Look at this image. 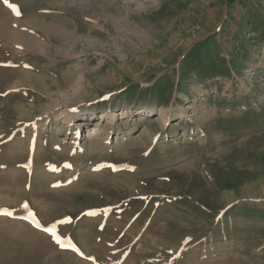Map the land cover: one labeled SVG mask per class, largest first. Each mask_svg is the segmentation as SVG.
<instances>
[{
    "label": "rangeland",
    "instance_id": "1",
    "mask_svg": "<svg viewBox=\"0 0 264 264\" xmlns=\"http://www.w3.org/2000/svg\"><path fill=\"white\" fill-rule=\"evenodd\" d=\"M0 29V219L64 244L0 223V264H264V0H0Z\"/></svg>",
    "mask_w": 264,
    "mask_h": 264
},
{
    "label": "bare ground",
    "instance_id": "2",
    "mask_svg": "<svg viewBox=\"0 0 264 264\" xmlns=\"http://www.w3.org/2000/svg\"><path fill=\"white\" fill-rule=\"evenodd\" d=\"M83 2V1H82ZM46 28H48V29H52V30H54V32L55 33H57L58 35H63L64 33L66 34L67 32H64V30L62 29V28H59V27H57V26H53V25H48V26H46ZM5 30V29H4ZM3 29H0V31L1 32H3L4 31ZM10 30V29H9ZM17 31V30H16ZM4 32H7V31H4ZM18 33H21V32H18ZM10 34H12V37L15 39L16 37L17 38H19V39H23V40H26V43L27 42H29V45L31 46V47H36L37 45H38V41H36L35 39H34V37L33 36H30V35H27V34H23V33H21V35H19V34H17V33H15V34H13L12 33V31H11V33ZM70 34V33H69ZM25 35H27V36H25ZM13 39V40H14ZM24 43V42H23ZM21 75H22V73H18V76L19 77H21ZM21 78H24L21 82H19V83H21V84H31L32 83V81L30 80V78H31V76L29 77L28 75H25V77H21ZM36 80H40V78H37ZM18 83V84H19ZM54 84H55V82H54ZM17 85V84H16ZM66 96V95H65ZM67 96H69V95H67ZM61 101H59V100H57V101H55L53 104V106H57V105H61ZM50 109H52L51 107H49V108H47V109H45V113H46V115H48L49 114V112H50ZM142 112L143 113H145L146 115H147V113L149 114V112L151 113V114H153V113H155L154 112V110L153 109H148V110H142ZM141 112V113H142ZM157 114H158V117L161 119L160 120V122H161V126L162 125H164V124H166V122H167V117H166V115L165 114H163L162 113V111H160V110H158L157 111ZM121 115H123V116H121ZM129 116V113H128V111H126V112H124V111H122L121 113H117L116 111H105V112H103L100 116H97L98 117V120L97 121H94V124H93V126H92V129H90V131L88 130L87 132L85 131L84 133H83V131H82V133H80V137H79V139H80V141L78 142V143H74L73 144V146L74 147H78L81 151H83L84 153H94V152H97V151H99V150H101L102 148H104V146H106L107 145V143H108V135H105L106 133L105 132H103V134L105 135V136H101L100 135V133H99V131L100 132H102V130L100 129H98L99 127H101V126H105V124H106V126H107V123L109 122V123H113V124H118L119 122H122L124 119L126 120V118ZM138 116L140 117L139 119V121H136V123L137 122H141L142 120H143V115L142 114H138ZM56 117H57V120L61 123V124H66V126L67 125H69V126H71V124L72 125H75V127H77L78 129H80V128H84L85 127V125H86V121L84 120V119H82V117H80V116H78V115H74V113H72V111L71 112H65V111H62V112H60V113H58L57 115H56ZM180 117H184L183 115H181ZM129 118V117H128ZM146 118H147V116H146ZM205 118V117H204ZM184 119V118H183ZM200 119V118H199ZM56 120V119H55ZM128 120V119H127ZM100 122H102V124H100ZM104 122V123H103ZM107 122V123H106ZM200 122V121H199ZM57 123V122H56ZM124 125H126V124H124ZM56 126H57V124H56ZM64 126V125H63ZM118 126V125H117ZM116 126V127H117ZM59 127V126H58ZM57 127V128H58ZM60 127H62V126H60ZM120 127H121V125H120ZM122 127H123V125H122ZM56 128V129H57ZM77 129V130H78ZM63 130H64V127H63ZM58 132L59 131H61V128H58V130H57ZM118 131V130H117ZM143 133H147V134H149L148 135V138H151L150 136L151 135H153L152 133H150V132H148V130H144L143 129ZM89 132V133H88ZM91 132V133H90ZM122 132V131H121ZM60 133V132H59ZM96 133V134H95ZM123 134L125 135V136H127L128 135V132H123ZM123 135V136H124ZM144 136V135H143ZM142 138V136L141 137H139V139H141ZM143 139H145V138H142V140ZM121 141V140H120ZM122 142V141H121ZM120 143V142H119ZM119 143H118V146H119ZM121 144V143H120ZM117 145V143H114V145H113V148H118V146H116ZM122 145V144H121ZM108 146V145H107ZM130 146V145H129ZM69 150V149H68ZM79 150V151H80ZM102 150H104V149H102ZM38 215V214H37ZM36 215V216H37ZM32 218H29V220H31ZM38 219V218H37ZM10 221V220H9ZM38 222H40L39 224H42L41 223V221L39 220ZM45 222V221H44ZM0 223H3V225L5 226V228H4V236H6V237H10V228H9V226H16V228H15V230H14V232H15V234L16 235H20V234H22L23 232H24V234H26V235H29V236H34L35 238H39L40 236H41V231H39V230H36V229H38V228H36V227H34L33 226V224L32 223H30V224H28V223H25V222H8V220L7 219H0ZM35 228V229H34ZM42 228V227H41ZM22 237V236H21ZM19 240V239H18ZM42 242V241H41ZM15 255H19V253L17 252H15V253H13L11 256H10V254L9 253H7V257H12V256H15Z\"/></svg>",
    "mask_w": 264,
    "mask_h": 264
},
{
    "label": "snow or ice",
    "instance_id": "3",
    "mask_svg": "<svg viewBox=\"0 0 264 264\" xmlns=\"http://www.w3.org/2000/svg\"><path fill=\"white\" fill-rule=\"evenodd\" d=\"M5 3L7 4L8 0H5ZM8 6L12 9V11L17 16L20 15V12L18 11V9L15 6H13L11 4H9ZM25 208H27V205H25ZM0 215L6 216V217H12L13 216V214L11 212L3 211V210H0ZM88 215H94V213H88ZM29 217H32V219L29 220ZM19 218L27 220L29 223H32L34 227L46 232L47 234H49L55 240V242L57 244H60L61 247H64V244H63L60 236L57 234V230H56V226L55 225H53L52 227H43V228H41V225L35 220L34 214H32L31 212L28 213V216L19 217ZM61 223H63V221H61ZM73 250H75L74 247H73Z\"/></svg>",
    "mask_w": 264,
    "mask_h": 264
}]
</instances>
